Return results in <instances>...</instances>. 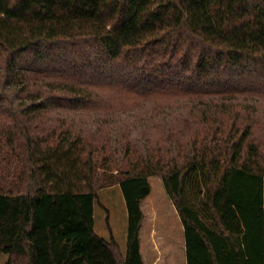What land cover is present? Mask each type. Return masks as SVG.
<instances>
[{"label": "trees", "instance_id": "1", "mask_svg": "<svg viewBox=\"0 0 264 264\" xmlns=\"http://www.w3.org/2000/svg\"><path fill=\"white\" fill-rule=\"evenodd\" d=\"M150 177L187 264H264V0H0L6 264H97V239L145 264ZM117 187L125 247L95 231Z\"/></svg>", "mask_w": 264, "mask_h": 264}, {"label": "rangeland", "instance_id": "2", "mask_svg": "<svg viewBox=\"0 0 264 264\" xmlns=\"http://www.w3.org/2000/svg\"><path fill=\"white\" fill-rule=\"evenodd\" d=\"M151 193L142 202L145 214L143 218V240L150 241V230L155 227L160 237L174 236V262L172 264H187L186 254L180 248L183 240V225L176 213L161 177H150ZM203 198V195L201 196ZM95 231L99 238L110 241L114 238L121 246H126L128 229V213L125 199L119 187L99 193L95 203ZM174 225V227H172ZM171 229V232H169ZM124 251L125 249L122 248ZM95 257L97 264H116V259L106 246L97 239L95 242ZM7 263V256L0 254V264ZM161 264H167L165 252L162 254Z\"/></svg>", "mask_w": 264, "mask_h": 264}, {"label": "crops", "instance_id": "3", "mask_svg": "<svg viewBox=\"0 0 264 264\" xmlns=\"http://www.w3.org/2000/svg\"><path fill=\"white\" fill-rule=\"evenodd\" d=\"M167 193V192H166ZM172 202V201H171ZM173 203V202H172ZM173 207L178 214L174 204ZM143 210V209H142ZM144 213V211H143ZM145 218V214H144ZM143 222L142 221V227L140 230V250L142 258L145 262V264H161L162 262V254L165 252L167 256V264H172L174 262V246H175V239L174 236L169 235V238L163 237V239L160 237L159 242L157 240V236L159 235L157 232V229L153 227L150 230V241L146 242L143 240L142 232H143ZM174 227V225H172ZM184 230V227H183ZM169 232H171V229H169ZM184 234V233H183ZM184 242H181L180 248L182 247V250L186 254V243H185V235H183Z\"/></svg>", "mask_w": 264, "mask_h": 264}]
</instances>
